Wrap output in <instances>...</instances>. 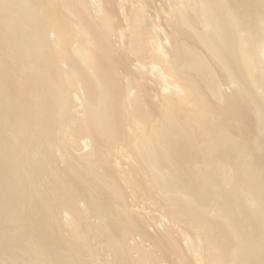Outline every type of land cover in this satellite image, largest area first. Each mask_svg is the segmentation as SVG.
I'll return each instance as SVG.
<instances>
[{
    "label": "bare ground",
    "instance_id": "1",
    "mask_svg": "<svg viewBox=\"0 0 264 264\" xmlns=\"http://www.w3.org/2000/svg\"><path fill=\"white\" fill-rule=\"evenodd\" d=\"M0 264H264V0H0Z\"/></svg>",
    "mask_w": 264,
    "mask_h": 264
}]
</instances>
